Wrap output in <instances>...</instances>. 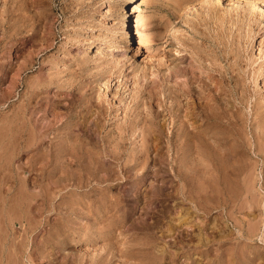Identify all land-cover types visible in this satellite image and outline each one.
Instances as JSON below:
<instances>
[{
    "label": "rangeland",
    "instance_id": "obj_1",
    "mask_svg": "<svg viewBox=\"0 0 264 264\" xmlns=\"http://www.w3.org/2000/svg\"><path fill=\"white\" fill-rule=\"evenodd\" d=\"M124 1L32 0L33 36L27 41L18 34L0 51L6 65L0 126L9 115L11 129L0 127V264H264V7L246 0H135L134 53L116 31ZM187 2L192 6L185 12ZM21 63L26 67L18 69ZM34 85L41 92L26 106L29 126L54 119L43 138L48 149L59 127L79 115L84 125L73 132L110 163V189L97 180L94 189L56 185L45 171H29L31 151L20 159L11 152L13 112L27 104ZM170 104L180 115L216 113L208 124V152L195 153L192 183L194 192H212L204 196L208 211L195 205L202 199L185 198L182 181L169 170L175 153L166 142L178 130ZM155 113L165 136L152 139L167 153L159 157L151 148L143 159ZM185 119L199 129L207 123L199 112ZM18 164L27 180L20 194L12 188ZM159 185L166 191L161 195ZM44 187L53 199L37 210L40 196L31 194ZM182 219L187 223L179 226Z\"/></svg>",
    "mask_w": 264,
    "mask_h": 264
},
{
    "label": "bare ground",
    "instance_id": "obj_2",
    "mask_svg": "<svg viewBox=\"0 0 264 264\" xmlns=\"http://www.w3.org/2000/svg\"><path fill=\"white\" fill-rule=\"evenodd\" d=\"M246 1L248 3H251L252 7L254 5L259 6V7H264V1L263 0H246ZM123 3L124 4L121 7V17L122 18H121L120 24H118V26H117L116 31H117L118 36L120 38V42L124 43V46H128L129 48L133 49L134 53H137L138 52V46H135L133 44V41H132L133 40V31H132L133 28H132V26L135 27L136 31L134 33L137 34V32H138L137 31V25L136 24L133 25L131 23V21L133 22L132 16L135 14V11H136L135 6H134L135 0H125ZM191 6H192V4L190 2H187L185 4V6H184V9H185L184 11L187 12L188 10H190ZM1 7L2 8L0 9V51L3 50L6 47L8 42H11L13 44V41L17 40V35L18 34H25V36H26L25 39L27 41H29L30 38L33 36V34L31 33V30H32L33 24L35 22V16H34L33 10L31 9L32 0H2ZM124 9H125V11H124ZM129 9H130V12H129ZM18 52L19 53H23V50L19 49ZM9 58H10V56H9ZM8 64H9V66H8V68H9V67L12 66L13 63L11 64V62L9 60ZM19 65H18V67H19L18 69H22L23 67H26L25 63H23V64L21 63ZM5 66L6 65L3 64V62H0V71L5 69L6 68ZM260 71H261V69H260ZM38 86L39 85H34V89L32 91H30V94L28 95V97L26 99V101H27L26 103L27 104H25V103L23 104L22 103L23 105L22 104H20L21 106L18 105L19 108L17 109V111L13 112L14 114H13L12 118H13L14 127L11 125L13 127V130H12L13 132H10V133H13L11 138H14L15 145H13V150L11 148H9V149L12 150V151L11 150L8 151L9 155H10V151L11 152L15 151L14 154L20 159V158H22V155L25 154V152L31 151V154L27 158V161H26L28 167L30 168V169L27 168V170L29 169V171L32 170V172H33L35 170V168H36L37 171H39V170H41L43 172L45 171L46 175L49 177V179L51 177V179H53V182L56 185L57 184L59 185L63 181H67L68 183L71 182L70 184L73 185V186L75 184L74 187H76V188H80V187H84V186L87 187L89 185L91 189H94L93 188L94 186L92 185V180H97V181H106L107 182L106 188L110 189L111 188L110 180H112V173H113L112 172L113 168L111 167L110 163L104 162V160H102V158H100L98 156V154H97V152L95 150V146L94 147L93 146L92 147H90V146L86 147V145H87L86 140L91 135H89V137L85 140L86 143H83L81 139L79 140L78 134H74V132H73V126L79 125V124L84 125L81 122H84L85 120L84 119L80 120L79 119V115L76 116V119L74 121H73V119L72 120H68V121L64 122V126L59 127L62 132L60 131L59 135L56 134V137H54V138L55 139L57 138V139L54 140V141L53 140L51 141L52 144H50V148H48V149H47L46 146H44L43 140L45 139L44 137L46 135H48L47 134L48 132L47 133H45V132L51 130L54 127V125H55V123H53L54 119L53 120L51 119V121H52L51 122L47 118L44 117L47 120L44 123H42V124L40 123L41 122L40 121L39 122L41 124L40 127H37L39 125H36L35 127L34 126L33 127L29 126L32 123L31 124L28 123L29 120L26 118L27 116L25 114V112L27 113V111H25V110H26V106L27 105L29 106L30 100L32 101L34 99V97L38 96L39 93L41 92L40 91L41 88L38 87ZM173 88H174L173 86H167L166 87V89L168 90V95L170 97H172V98L175 97V89H173ZM11 91L12 90H10V91L8 90V92L6 94L4 93L5 95L2 94L3 96L2 95L1 96L5 100H7V98H9L12 95ZM172 107H173L172 104L168 105L167 106V110L169 111L170 114L175 115V116L178 117V122H177L178 123V127H177L178 130H177V132H172L171 136H169L167 138V142H166V150L169 152L171 149H173V152L175 153V156L172 159L174 164L172 163L171 169H169V170H172L174 172L173 173L174 176L178 177L182 181V183H181L182 184V187H181L182 190L181 191H183L185 189V191H184L185 193L184 192L182 193L183 195L185 194L184 195L185 198L186 199H190V200H194V198L202 199L200 201L196 200L197 202H195V205L203 209L206 206L205 203H207V202H205V197L204 196H206V195L208 196L207 193H209V192H207L206 195H202L204 193H201V191L200 192H198L196 190H195V192L193 191V186H192L193 179H194V175H193L194 172L193 171H194V164L197 161L196 157H195V153L196 154H199V153L203 154L204 152L205 153L208 152L209 149L205 148V147H208L207 146L208 141L206 140V138L208 139L207 136L210 133V131L208 130V127H209L208 124L210 123V120L212 121V118H214L213 116L216 113H214L212 111H206V110L200 109L198 111L199 115H203V117L205 118L207 123H206V126L203 129H199V128H196L194 125H192V122H188V120L185 119L187 117L188 118H190V117L192 118V117L198 116V112L197 111H192L189 115L186 114V113L183 114V115H180L179 113H176L175 110ZM158 115H159V113H157V114L155 113V114H152L150 116V118H149L151 126H150V129L147 130V134L149 135L148 141H150V142L148 144L147 143H143L142 144L140 152L143 153V159H146V157H144L146 155L145 153L148 154V152H149V150L151 148H155L157 150V152H158L157 154L159 155V157H163V155H165L166 151L163 150L164 146L163 145L160 146L158 143H155L153 141V139H152L158 134L161 137L163 136L162 129L160 127V123L157 120H155ZM220 115H219V117H220ZM217 116L218 115H216V118H217ZM2 117L0 119L4 118V117L3 118ZM5 118H6L5 121L2 120V122H3L2 125L4 126V128H5V126L7 127V124H6L7 122L6 121H7V119H9V115H8V118L7 117H5ZM12 118L10 117L11 120H12ZM42 121H43V118H42ZM96 123H97V121H96ZM3 126L2 127L0 126V127L3 128ZM36 127L38 129H36ZM56 128L58 129V126ZM9 129H10V127L7 130H9ZM90 129L92 131V128H90ZM87 130H88V127H87ZM10 131H11V129H10ZM88 132H89V130H88ZM156 132H158V133H156ZM87 133H85V134L87 135ZM164 136H165V134H164ZM164 136H163V138H164ZM2 137H3V135H2ZM54 138H52V139H54ZM92 138H90V140ZM5 140H4V142H2V144H6L9 141L8 138H7L8 141H5ZM10 140H12V139H10ZM12 142H10L9 145L12 146V144H11ZM89 142L91 144V141H89ZM89 142H88V145H89ZM47 145H48V143H47ZM91 145H93V143ZM0 147L2 148V146H0ZM14 147H15V150H14ZM202 147L204 149H207V151L205 150L204 152H201V148ZM3 151H4V149H3ZM8 152H6V153L3 152V154L4 153L7 154ZM11 154H13V153H11ZM8 158H9V156H8ZM152 159H155V158H152ZM6 160L8 161L7 158H6ZM7 161H5L6 164H7ZM6 164L4 165V169H5V166H8V164L7 165ZM38 164H39V167L36 166ZM1 166H2V163H1ZM8 167H7V169H8ZM22 168H23V166L21 164H18L16 167L13 168V169H15V171H11V172H13V175H14L13 177H14V180L16 182L15 184H17V186L12 187L13 188V192H14V190L17 191V193L19 191H21L23 189L22 187H23L25 181H27L25 176H20L21 175L20 173L23 172ZM101 169H103L104 172H105V174H103L102 177H100L99 174H98L99 173L98 171L101 170ZM4 171H7V170H3L2 169L1 173H3V176H4ZM8 171L10 172V169ZM10 175H11V173H10ZM43 175H45V174L43 173ZM27 177H30V176H27ZM31 177H33V176H31ZM33 179H36V178L33 177ZM161 180H162V178H161ZM33 181L34 180H32L31 182L34 184ZM165 181H166V179H165ZM165 181H161V182H165ZM136 183H138L137 185L140 184V182H137V181H136ZM35 184H37V183H35ZM70 184H69V186H70ZM16 187H17L18 190L16 189ZM161 187H162V185H159V187L156 188L157 189L156 192L158 194H160V195L163 194V192H166V191L162 192L163 189L161 190ZM137 188H140V187H137ZM129 190L127 191L128 193L131 192V189H129ZM13 192H12V195H13ZM76 192H78V191L76 190ZM167 192H168V190H167ZM125 193H124V195H125ZM128 193H127V195H128ZM19 194H20V192H19ZM27 194H26V196H28ZM134 194H135L134 196L139 197L137 192L134 191ZM209 194L212 195V192L209 193ZM23 195L24 194H22V196ZM31 195L33 197L40 196L39 197L40 198V203L34 204V207L37 210H43V206L46 203V201L48 199H53L52 196H51L50 191L45 189V187L42 188L39 193H32ZM152 195H151V197H152ZM165 195H168V193L167 194L165 193ZM111 196L112 195H109V197H111ZM15 197H16V195H15ZM29 197H30V195H29ZM144 198H147V197H144ZM163 198H161V199H163ZM208 198L209 197H207V199ZM9 200H10V198H9ZM18 200L21 201V199H18ZM16 201L17 200H15V202H12L13 206H15L13 203H16ZM221 201H224V200H221ZM7 203H8L7 204L8 205L7 208L11 207V205L9 204V201H7ZM208 203L210 204V202H208ZM18 204L20 205V203H18ZM109 207H110L109 208V210H110L111 206H109ZM207 208H208V206H206L205 209L207 210ZM209 209H210V207H209ZM23 210H25V209H23ZM26 210H27V208H26ZM18 212H19V210H18ZM184 215H186V214H184ZM26 216H27V214H26ZM26 216L23 215V221L25 220L24 221L25 222V227L24 228L28 229L29 225H31V224L29 223L30 221L29 222L27 221L28 217H26ZM180 222H179V226H181V225L183 226L184 223H187L186 219L183 220V221H180ZM220 237L222 238V234H221ZM254 258L255 257L253 255L252 259H254ZM192 264H196V263L193 261Z\"/></svg>",
    "mask_w": 264,
    "mask_h": 264
}]
</instances>
